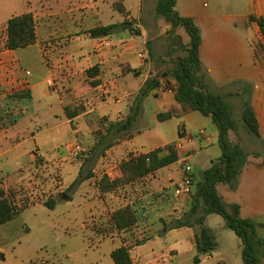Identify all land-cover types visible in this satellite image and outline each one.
Wrapping results in <instances>:
<instances>
[{"label": "crops", "instance_id": "0c3cea01", "mask_svg": "<svg viewBox=\"0 0 264 264\" xmlns=\"http://www.w3.org/2000/svg\"><path fill=\"white\" fill-rule=\"evenodd\" d=\"M157 1L20 0V11L5 15L10 6L1 10L0 176L13 178L23 169L24 166L21 167L19 163L21 155L14 151L26 140L25 135L31 130L30 122L36 126L39 121L47 122L63 116L68 122L77 123L78 139L91 143L87 157L94 159L93 171L102 168L111 175L117 172L116 165L131 154L148 153L168 145L176 146L179 142L184 145L192 161L199 156L198 164H194L195 168L200 169L199 172L220 158L222 151L218 144V128L211 117L195 111L164 122L158 119V114L176 105L175 93L166 88L164 80L171 78L169 71L175 57L185 52L178 45L172 50L170 26L165 24L164 27L159 20L161 18L155 17ZM176 9L181 16L193 18L200 28V75L210 91L221 94L231 102L235 119L237 115L240 116V120L236 119L237 131H231L230 138L233 142H239L249 153L238 188L233 190L237 199L227 202L218 191L228 204L240 205L243 218H251L257 223V233L264 240V54H256L252 35L245 39L239 33L243 29H257L261 34V43H264L260 27L249 20L252 15L264 16V0H178ZM25 13L34 15L36 43L16 50L3 49L7 39V21ZM235 18L242 20V23L235 21ZM126 21L130 22L128 27H120L110 34L93 37L90 33L92 29ZM183 43L187 44L184 37ZM180 50L183 52L181 55L169 56L170 52ZM145 52L149 54L147 61L139 56ZM31 56L38 65L37 73L26 69ZM133 70L139 73L135 74ZM26 72H30V75ZM158 75H161L160 85L141 99L138 93L146 81ZM49 80L55 82L54 87L48 85ZM93 82H97L96 86L92 85ZM25 83L29 86L31 97L8 95L9 91ZM245 99H249L255 109L261 138H252L244 128L241 111ZM234 100L237 105L240 104L238 109ZM137 105H140V112L129 130L121 131L113 127L125 120ZM68 106L80 108L81 112L69 119L65 110ZM5 112H10L17 119L13 125L8 124L7 129H4ZM150 120L155 123L152 127ZM180 122L186 126V133L182 137L178 129ZM101 129V135L97 136L96 131ZM30 134L33 139L40 136V133L33 131ZM19 137L23 141L19 142ZM15 139L18 144L13 145ZM11 153L13 156L8 157ZM82 166L83 163H80L78 172ZM158 174L160 176L155 178L154 184L159 183L158 179L163 174H168L165 187H169L173 176L182 175L180 162L159 170ZM211 215L206 217V224ZM218 224V229L208 227L216 236V230L222 232L227 228L225 220ZM173 232L175 229L169 234ZM120 238L122 246L123 240ZM147 238L145 243L132 248L134 264H154L143 249L154 244L158 238ZM1 248L0 258L5 259L6 253ZM242 249L241 240L239 264H243ZM260 251L261 264H264V244ZM134 253L139 258L138 262ZM170 253L173 255L174 251ZM213 257V253L204 255L198 264ZM219 261L230 264L225 259L211 264ZM25 264L51 263L29 257Z\"/></svg>", "mask_w": 264, "mask_h": 264}, {"label": "rangeland", "instance_id": "374dc122", "mask_svg": "<svg viewBox=\"0 0 264 264\" xmlns=\"http://www.w3.org/2000/svg\"><path fill=\"white\" fill-rule=\"evenodd\" d=\"M19 1L0 0V19L1 10L7 6L10 8L5 15L11 11H20ZM235 19L242 23V20ZM159 20L164 27L165 24L167 25L163 19ZM239 33L245 39L252 35V43L256 46L262 44L261 34L257 29H243ZM175 34L180 36L181 42L184 37L188 43L189 36L184 29L178 28ZM0 35H2L1 32ZM182 53L180 50L173 52L172 55L177 56ZM29 60L30 63L27 64L26 69L37 73L38 65H35L33 56ZM234 104L236 109L240 107L236 100ZM239 117L237 115L236 119L240 120ZM16 120L13 114L5 112L4 129L13 125ZM29 124L31 130L25 135L26 140L14 151L21 155L19 163L21 167H24L13 178L0 176V188L6 192H15L20 203L28 202L36 203V205L25 210L14 220L0 224V247L6 253L5 259L0 258V264H25L29 257L51 264H114L110 253L121 246L120 237L122 236L130 238L132 244L149 236L157 237L154 244L151 243L143 249L154 264H195L193 259L197 250L193 237L200 234L199 226L169 228L175 224V220H185L190 210L186 201L188 197L183 195L176 197L174 193L182 180V175L181 177L175 175L169 181V184L172 183L170 186L173 191L170 192V199L173 201L170 207L158 211L157 207L160 208L159 205L163 204L157 201L155 205L153 204L155 206L153 209L156 208L157 212L155 211L152 217L139 223L133 231L120 233L113 227L110 218L115 209L127 204V192L130 190L121 189L115 194L102 193L100 182L104 176L112 179L118 178L121 174L120 164L138 154L127 156L118 166L116 165L117 172L111 175L105 173L102 168L93 171L94 159L87 157L92 146L91 143L78 139L77 123L68 122L63 116L59 119L54 117L47 122L39 121L36 126L35 123L30 122ZM150 124L152 127L155 123L150 120ZM32 131L35 134L40 133V136L31 138ZM102 131L103 129L96 131V135H101ZM252 138L255 137L252 136ZM16 139L13 145L18 144ZM18 139L19 142L23 141V138ZM77 144L81 145L82 151L74 157L72 153ZM11 156L13 153L8 155V157ZM198 160L199 156L192 161L193 165L198 164ZM80 163H83V166L78 172ZM157 176L160 175L156 174L150 179L152 180L150 184L152 192H160L165 188L166 181L169 179L168 174H163L156 185L154 181L156 182ZM218 190L227 202L237 199L236 193L228 184H220ZM64 195H67L68 199L64 198ZM50 198L58 201L53 210L43 204ZM167 202L168 200L165 201ZM165 203L164 205H167ZM202 213L201 209L200 214ZM223 220L222 216L212 214L209 223L205 225L215 229ZM173 229L175 232L169 234ZM164 231L168 232L164 234ZM216 231L218 248L213 251V259H204L202 264H211L219 259H225L230 264H239L238 260L240 261L241 258L238 257V249L241 239L229 228L223 229L222 232L221 230ZM170 251H174V254L172 255ZM162 256H164L163 259H160ZM134 257L136 261L139 259L136 253ZM157 259L160 260L157 261Z\"/></svg>", "mask_w": 264, "mask_h": 264}, {"label": "trees", "instance_id": "16d2710c", "mask_svg": "<svg viewBox=\"0 0 264 264\" xmlns=\"http://www.w3.org/2000/svg\"><path fill=\"white\" fill-rule=\"evenodd\" d=\"M178 0H158L155 17L163 19L169 26L172 45H178L185 55L178 56L169 71L171 78H165L166 88L175 93L176 105L165 112L158 114L161 122L172 118H181L191 112H200L202 115L211 117L218 128V144L222 154L219 159L207 169L198 174H193L194 181L198 180L196 190L187 197V205L190 210L185 220H175L172 228L185 226H199L200 234H196L195 245L197 254L193 261L198 264L201 257L212 254L218 248L215 233L205 225L206 217L210 214H218L223 217L227 228L233 230L242 240L243 264H261V247L264 240L257 233V223L251 218L241 216V207L237 203L228 204L219 193L217 187L220 184H228L233 190L238 188L240 175L248 162L249 153L239 142H233L230 138L231 131H237L238 122L234 117V107L226 97L212 92L202 80L200 75L202 63L200 48L202 44L201 30L190 17H183L176 9ZM250 22H256L260 27L264 39V16H250ZM129 21L122 24H114L99 27L90 31L93 37L110 34L120 27H128ZM178 28L185 30L189 36V42H181L180 36L175 34ZM6 43L3 49L16 50L34 45L37 41L36 22L32 13H25L11 17L6 24ZM256 54H264V43L256 46ZM172 52L169 53V56ZM97 69V68H94ZM91 74V72H89ZM133 73L138 74V71ZM161 75L150 77L138 96L143 99L154 88L160 85ZM97 82L92 85L96 86ZM10 97H31L28 84H22L8 94ZM69 119L76 117L81 109L68 106L65 108ZM140 112V105L131 109V113L125 120L113 125L119 130H129ZM241 120L244 128L252 136L261 138L260 125L251 101L245 99L242 104ZM179 155L174 145L158 148L148 153L132 156L120 164L121 174L112 179L104 176L100 182L102 193L115 194L121 189L130 190L127 196V204L115 209L111 214V223L120 233H129L138 227L139 223L146 221L155 213V203L160 201L158 211L166 210L173 201L170 199L171 186L163 188L160 192H152V180L157 172L163 168L176 164ZM1 182V180H0ZM1 185V183H0ZM173 192V191H172ZM175 193V191H174ZM176 196V195H175ZM182 196V195H181ZM180 197V196H176ZM13 191L6 192L0 188V224H6L36 203H20ZM168 200L167 203L165 201ZM167 204V205H164ZM49 209H55L58 201L55 198L43 202ZM154 204V205H153ZM169 205V206H168ZM203 213L200 214V210ZM157 212V211H156ZM133 237V236H132ZM123 245L112 251L111 257L115 264H134L131 250L135 246L145 243L148 238L130 243V238L122 236ZM217 264H226L219 261Z\"/></svg>", "mask_w": 264, "mask_h": 264}, {"label": "built area", "instance_id": "2783aa9c", "mask_svg": "<svg viewBox=\"0 0 264 264\" xmlns=\"http://www.w3.org/2000/svg\"><path fill=\"white\" fill-rule=\"evenodd\" d=\"M139 56L145 61L149 59L148 52L140 53ZM26 74L30 75V72H26ZM48 85L50 87H54L55 82L53 80H49ZM178 129H179V134L182 137L186 133L185 124L183 122H180L178 124ZM200 133H203V131H201ZM175 149L179 155V162H180L181 174H182V180L175 190V195L188 196L193 192V184L195 182L193 178V174L195 173V166L193 165L191 156L185 152L184 145L181 142L176 144ZM81 151H82L81 145L77 144L75 146L72 155L74 157H77Z\"/></svg>", "mask_w": 264, "mask_h": 264}, {"label": "water", "instance_id": "95a60500", "mask_svg": "<svg viewBox=\"0 0 264 264\" xmlns=\"http://www.w3.org/2000/svg\"><path fill=\"white\" fill-rule=\"evenodd\" d=\"M200 171V169L198 168H195V174H198ZM197 183H198V180H195L194 184H193V191L196 190V187H197ZM64 198H67L68 199V196L67 195H64Z\"/></svg>", "mask_w": 264, "mask_h": 264}]
</instances>
